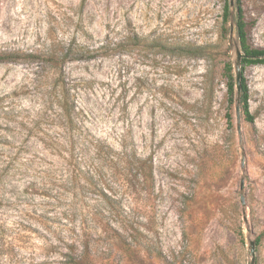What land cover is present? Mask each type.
<instances>
[{
	"label": "rangeland",
	"instance_id": "rangeland-1",
	"mask_svg": "<svg viewBox=\"0 0 264 264\" xmlns=\"http://www.w3.org/2000/svg\"><path fill=\"white\" fill-rule=\"evenodd\" d=\"M225 1L0 0V47L108 44L65 70L82 125L117 150L93 182L44 186L39 168L61 178L63 159L19 122L42 114L45 132L60 131L30 68L0 63V264H65L82 241L84 264H249L251 241L264 264V64L241 68L255 118L238 122L222 73L227 59L235 73L241 46ZM242 6L250 44L264 48V0ZM127 34L210 46L213 59L127 47Z\"/></svg>",
	"mask_w": 264,
	"mask_h": 264
},
{
	"label": "trees",
	"instance_id": "trees-1",
	"mask_svg": "<svg viewBox=\"0 0 264 264\" xmlns=\"http://www.w3.org/2000/svg\"><path fill=\"white\" fill-rule=\"evenodd\" d=\"M85 0L82 2V7ZM233 17L237 34L243 53L240 65L242 70L249 65L264 64V48L253 47L249 42L250 24L245 18L242 0H226L223 8V23L225 25ZM226 29V28H225ZM122 43L127 47L143 45L145 47H160L165 51L178 55H187L197 58L213 59L210 46L203 45H171L169 43L158 44L156 39L147 41L138 35L127 34ZM93 47L80 44L75 38L63 40L54 38L47 43L35 48H5L0 47V63L26 64L32 72V84L29 87L38 89L45 104V114L51 119L55 128L59 129L56 135L45 132L40 124L44 116L40 114L31 120L22 119L19 124L27 130V138L32 136L44 144V148L53 154H58L63 159L62 169L66 176L56 177L57 168L49 163L46 167H40L39 172L44 186H50L56 181L65 186L78 184L80 174H85L87 181L93 182L98 175L100 160L105 157L113 158L117 150L105 139L100 138L82 125L81 110L77 106V96L80 91V83L67 76L65 66L69 62L77 60H89L95 57L97 50L107 47ZM228 53V52H227ZM210 67L207 78L212 73ZM223 76L227 89L228 108L231 110L239 99L241 111L245 119L254 121V115L249 110V88L245 76L242 74L241 91L238 96L234 63L227 59L224 61ZM230 125H233V116L228 114ZM6 141H8L6 139ZM84 168H80L81 164ZM147 179V178H146ZM263 235L257 238L261 240ZM87 254L84 251V241L72 243L71 252L66 254L65 264H84Z\"/></svg>",
	"mask_w": 264,
	"mask_h": 264
},
{
	"label": "water",
	"instance_id": "water-1",
	"mask_svg": "<svg viewBox=\"0 0 264 264\" xmlns=\"http://www.w3.org/2000/svg\"><path fill=\"white\" fill-rule=\"evenodd\" d=\"M243 53L241 50L237 51V61L235 64V79H236V90L237 94L239 96L240 91H241V79H242V70H241V65H240V60L242 57ZM236 116L238 122L241 120V108H240V103L239 99H237V104H236ZM238 132H240V126L238 125ZM244 203V201H242ZM250 254H251V262L249 264H255L254 263V255H255V241H251L250 243Z\"/></svg>",
	"mask_w": 264,
	"mask_h": 264
}]
</instances>
